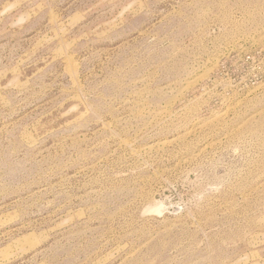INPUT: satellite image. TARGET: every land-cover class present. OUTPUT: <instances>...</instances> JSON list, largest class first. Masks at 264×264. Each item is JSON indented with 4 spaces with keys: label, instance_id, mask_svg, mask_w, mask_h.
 <instances>
[{
    "label": "rangeland",
    "instance_id": "1",
    "mask_svg": "<svg viewBox=\"0 0 264 264\" xmlns=\"http://www.w3.org/2000/svg\"><path fill=\"white\" fill-rule=\"evenodd\" d=\"M0 264H264V0H0Z\"/></svg>",
    "mask_w": 264,
    "mask_h": 264
}]
</instances>
